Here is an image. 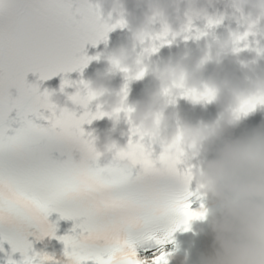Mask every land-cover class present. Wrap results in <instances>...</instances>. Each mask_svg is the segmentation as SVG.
<instances>
[{"label":"snow or ice","instance_id":"obj_1","mask_svg":"<svg viewBox=\"0 0 264 264\" xmlns=\"http://www.w3.org/2000/svg\"><path fill=\"white\" fill-rule=\"evenodd\" d=\"M90 5L0 0V244L21 253L19 264H58L47 254L30 255L27 239L37 235L31 228L37 239L55 236L53 212L75 221L71 234L58 237L68 264H148L137 258L138 247L162 248L204 216L192 208L193 191L183 187L180 159L169 161L130 137L127 164L105 165L83 128L92 114L65 108L59 115L45 99L48 90L27 81L29 72L43 81L87 65L85 44L107 38ZM71 83L64 80L61 88ZM79 103L88 108L86 100ZM167 255L160 252L151 264H168Z\"/></svg>","mask_w":264,"mask_h":264},{"label":"clouds","instance_id":"obj_2","mask_svg":"<svg viewBox=\"0 0 264 264\" xmlns=\"http://www.w3.org/2000/svg\"><path fill=\"white\" fill-rule=\"evenodd\" d=\"M90 6L106 30L103 41L116 29L130 33L127 43L106 55L88 56L87 65L103 60L106 69L76 85L70 96L76 100L69 97L78 105L95 102L92 121L107 118L113 130L122 120L130 126L125 144L111 132L92 135L98 159L126 165L130 137L159 148L169 161L180 159L187 172L183 187L195 186L197 211L204 213L193 220L205 222L214 236L215 252L202 256L200 264H264V124L240 137L232 134L246 117L264 109V0H228L223 11L213 0H134L139 14L128 10L127 0H95ZM225 21V33L217 35L215 29ZM189 40H204L205 46L198 54L152 61L165 45ZM246 51L254 53L252 59H241ZM225 60L239 62L243 75L221 76ZM209 65L217 71L206 78ZM117 73L125 81L118 90L110 83ZM146 75L156 87L130 103L129 85ZM45 99L65 114L60 93L48 91ZM180 99L205 108L215 104L219 116L208 122L183 120L168 112Z\"/></svg>","mask_w":264,"mask_h":264},{"label":"bare ground","instance_id":"obj_3","mask_svg":"<svg viewBox=\"0 0 264 264\" xmlns=\"http://www.w3.org/2000/svg\"><path fill=\"white\" fill-rule=\"evenodd\" d=\"M216 34H220V32L219 31H216ZM221 35V34H220ZM262 115H264V113H262Z\"/></svg>","mask_w":264,"mask_h":264}]
</instances>
